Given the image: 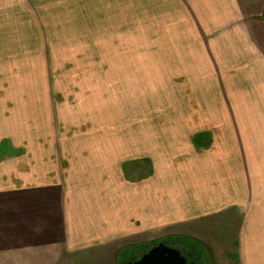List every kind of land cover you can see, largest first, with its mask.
Here are the masks:
<instances>
[{
    "label": "rangeland",
    "instance_id": "1",
    "mask_svg": "<svg viewBox=\"0 0 264 264\" xmlns=\"http://www.w3.org/2000/svg\"><path fill=\"white\" fill-rule=\"evenodd\" d=\"M229 3L241 12L237 13L238 21L248 26L247 38L264 42V0H229ZM102 5L106 12L108 4ZM203 7H207L205 2L196 3L197 11ZM104 11L98 28L99 42L94 34V43L89 42L87 49H76L81 35L60 33L66 31V19H52L57 22L53 26L43 13H33L27 26L28 19L21 18L19 23L16 13H10L11 16L5 13L3 18L5 53L16 52L18 48L14 49L9 39L16 40L18 36L22 41L28 30H36V41L43 42L44 47L51 44L52 38L55 46H59V38H68V43L61 42L68 49L30 51L35 53L33 65L31 59L29 65L0 67L3 90L11 91L19 101L15 113L0 115L5 118L0 124V144L5 141L11 147L12 140L19 142L13 148L22 160L19 170L23 181L19 184L27 185L24 182L34 166L36 187L54 191L38 199L51 202L53 258L62 251L56 248L55 240L60 201L86 204L101 199L119 205L123 198L132 195L130 189L138 192L144 181L149 190H154L157 184L158 188H168L173 173L188 164L191 154L205 151L202 142L211 141L218 152L221 131L209 129V121H219L220 109L228 106L220 96L221 86L228 90L224 80H220L221 74L224 66L233 62L236 50L247 42L239 32H229L218 45H211L213 54L207 50L205 60L215 72L213 81L203 57L195 62L193 52L201 54L202 48L198 44L195 49L187 40L191 41L189 35L198 30L197 24L207 32L214 30L216 26L207 25L208 20L217 21L223 13H194L196 20L188 19L192 25H187L186 18L167 19L172 30L179 33L175 37L179 43L176 55L189 64L157 65L144 64L147 60L142 59L146 54L142 50L146 35L140 32V13H130V25L123 32V24L118 27L117 22H122L126 14ZM150 19L149 25L158 28L152 15ZM86 20L87 17H75L73 22L69 21V32L84 28ZM115 24L118 25L113 28L115 31L104 33ZM51 29L58 33L51 35ZM19 52L22 54V50ZM235 65L242 77L257 73L255 66ZM219 190L216 182L205 189L202 198L211 197L207 203H219ZM221 220V211L207 212L183 225L151 232L147 243L137 247L124 242L127 247L110 258L114 264L137 261L163 243L178 250L190 264H237L235 229L224 230ZM36 224L37 232L41 231H38L41 222L37 220ZM103 253L97 249L69 253L66 263L103 264L100 263ZM64 259L62 264H66Z\"/></svg>",
    "mask_w": 264,
    "mask_h": 264
},
{
    "label": "crops",
    "instance_id": "2",
    "mask_svg": "<svg viewBox=\"0 0 264 264\" xmlns=\"http://www.w3.org/2000/svg\"><path fill=\"white\" fill-rule=\"evenodd\" d=\"M199 1L205 2L207 7L197 11L196 3ZM104 2L108 4L106 12L102 5ZM232 8L233 4L229 0H0V67L3 64L29 65L31 59L33 65L35 53L30 54V51L36 49L69 48L61 44L68 43V38H59V46L53 45L56 43H53L55 40L52 38L51 44L44 47L43 42L36 41L37 32L33 28V31H27L28 36L22 41H19L18 36L16 40L9 39L10 43L13 41L14 49L17 47L18 50L5 53V13L9 16L10 13H16L15 19L19 23L21 18L28 19L27 26H30L29 18L33 13H43L45 18L49 17V24L53 26L57 22L52 19H66L67 32L60 33L81 35L77 38L76 49L89 48V42L94 43V34L97 35L96 42H99L98 28L103 11L126 14L123 23L108 26L104 33H111V30L115 31L113 28L121 27L122 24L124 31H119L126 32V27L130 25V13H140V32L146 35L142 48L146 54L142 55V59L147 60L144 64L157 65L189 64L176 55L179 44L176 38L179 33L172 30L167 19L188 20L192 17L195 19L194 13H223L217 21L208 20L207 25L216 26L214 30L207 32L197 24L195 27L198 26V30L196 28V32L189 35L191 41L187 40L195 49L198 44L202 48L201 54L193 52L195 62L203 57V64L211 75L210 80L215 81V72L211 71L205 60L206 51L210 50L212 56L211 45H218L229 32H239L244 40L250 36L248 26L238 21L240 14L237 13L241 12ZM150 15L158 23V28L149 25ZM75 17H87V23L84 28L81 26L78 31L69 32L68 23ZM186 23L192 25L190 20ZM55 33L58 30L52 32L51 29V35ZM246 41L244 47L236 50L234 55L231 54L233 62L226 64L221 74L220 80H224L228 90L224 91L221 86L220 96L222 100L226 99L228 106L220 109L219 121H209V129L221 131L218 152L210 141L207 146H202L205 151L191 154L188 164L182 166L178 173H173L169 181L171 184L167 183L170 185L168 188H158L157 184L154 190H149L144 181L138 192L130 189L132 195L123 198L119 205H115L116 202L108 204L101 199L86 204L60 201L55 240L56 248L62 251L54 256L58 259L55 263L50 225L51 202L39 201V198L53 194L54 191L46 192L42 187H36L34 166L28 173V181L24 182L27 185L19 184V181H23V173L19 170L22 160L13 151L19 142L11 139L13 145L10 147L3 141L0 144V264H57V261L62 264L64 258V263L67 262L69 253L75 255L94 249L104 252L100 263L110 264V257L127 247L124 242L131 243L129 247H137L138 244L147 243L151 232L183 225L193 218L217 210L222 214L220 225L223 229H235L237 264H264V42L251 37ZM236 63L255 66L257 73L242 77L236 71ZM0 81V115L15 113L19 101L11 91L3 90V81ZM4 119L0 117L1 125ZM216 182L220 187L219 203H207L211 197L204 199L203 193ZM37 220L42 224L38 227V231L41 230L39 232Z\"/></svg>",
    "mask_w": 264,
    "mask_h": 264
},
{
    "label": "water",
    "instance_id": "3",
    "mask_svg": "<svg viewBox=\"0 0 264 264\" xmlns=\"http://www.w3.org/2000/svg\"><path fill=\"white\" fill-rule=\"evenodd\" d=\"M127 264H188L187 259L181 253L166 244H159L153 247L139 260Z\"/></svg>",
    "mask_w": 264,
    "mask_h": 264
},
{
    "label": "trees",
    "instance_id": "4",
    "mask_svg": "<svg viewBox=\"0 0 264 264\" xmlns=\"http://www.w3.org/2000/svg\"><path fill=\"white\" fill-rule=\"evenodd\" d=\"M203 137H206V136L204 135ZM208 144H209V143H206V144L204 143V144H203V142H202V146H203V147L207 146Z\"/></svg>",
    "mask_w": 264,
    "mask_h": 264
},
{
    "label": "flooded vegetation",
    "instance_id": "5",
    "mask_svg": "<svg viewBox=\"0 0 264 264\" xmlns=\"http://www.w3.org/2000/svg\"><path fill=\"white\" fill-rule=\"evenodd\" d=\"M130 262H133V261H130ZM187 263L190 264V263L188 262V259H187Z\"/></svg>",
    "mask_w": 264,
    "mask_h": 264
}]
</instances>
